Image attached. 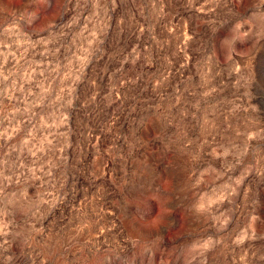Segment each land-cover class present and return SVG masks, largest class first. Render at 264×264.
I'll use <instances>...</instances> for the list:
<instances>
[{
	"label": "rangeland",
	"instance_id": "374dc122",
	"mask_svg": "<svg viewBox=\"0 0 264 264\" xmlns=\"http://www.w3.org/2000/svg\"><path fill=\"white\" fill-rule=\"evenodd\" d=\"M0 264H264V0H0Z\"/></svg>",
	"mask_w": 264,
	"mask_h": 264
}]
</instances>
